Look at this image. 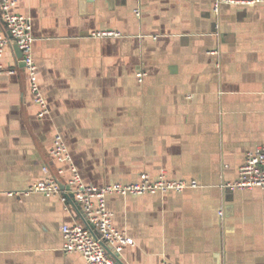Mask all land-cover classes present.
Masks as SVG:
<instances>
[{
	"label": "crops",
	"instance_id": "crops-1",
	"mask_svg": "<svg viewBox=\"0 0 264 264\" xmlns=\"http://www.w3.org/2000/svg\"><path fill=\"white\" fill-rule=\"evenodd\" d=\"M216 1H18L49 109L39 115L11 41L0 71V264H90L63 249L62 226L89 223L73 199L16 193L52 175L70 196L73 167L99 186L141 173L198 181L108 194L115 226L134 239L123 264H264V189L222 186L264 145V2ZM105 29L121 34H94ZM57 134L70 160L52 153Z\"/></svg>",
	"mask_w": 264,
	"mask_h": 264
},
{
	"label": "built area",
	"instance_id": "built-area-1",
	"mask_svg": "<svg viewBox=\"0 0 264 264\" xmlns=\"http://www.w3.org/2000/svg\"><path fill=\"white\" fill-rule=\"evenodd\" d=\"M19 0H0L1 18L6 31H0V71L5 69L3 56L6 47L11 41H15L23 54L25 69L28 74L30 89L35 101L39 106V115L48 112V103L41 90L37 63L33 55L34 34L32 23L26 15L15 10ZM232 2L252 4L264 2V0H217L215 9H219L220 2ZM140 14L139 10H135ZM98 36L120 35V31L113 29L98 30L94 32ZM145 73L139 72V80L143 81ZM52 153L59 159L70 160L67 145L61 134L54 137ZM73 167V166H72ZM73 175L70 179L71 193L74 201L80 206L87 216L88 225L73 223L62 226L63 249L66 252L77 251L90 264H119L111 255L106 246L114 250L118 255L128 244H133L134 239L122 230L118 229L113 222L114 213L107 206V196L111 193L122 195L154 193L164 191H183L188 187H196V179H173L161 174L152 179L148 173H141L140 178L131 183H108L94 185L83 181L76 167H73ZM230 189H264V145H257L249 149L245 155L244 162L240 165L237 178L222 184ZM37 191L46 196L60 195L62 201L70 199L69 194L61 191L60 184L54 176H45L35 182L29 189L17 191V194ZM222 214V213H221ZM93 227L99 233L93 231Z\"/></svg>",
	"mask_w": 264,
	"mask_h": 264
},
{
	"label": "water",
	"instance_id": "water-1",
	"mask_svg": "<svg viewBox=\"0 0 264 264\" xmlns=\"http://www.w3.org/2000/svg\"><path fill=\"white\" fill-rule=\"evenodd\" d=\"M14 43H15V48H16V52H17V57H18V59L20 61V64L25 66V62H24V59H23V54H22L21 50L19 49L17 43L15 41H14ZM69 197H70V199L74 200L72 193H71V195ZM77 209H78L79 213L82 215V217L87 218L86 214L84 213V211L80 207L77 208ZM106 249L111 255H113L116 258V260L118 261L119 264H123L122 261L120 260L119 255L116 254L113 249H111L108 246H106Z\"/></svg>",
	"mask_w": 264,
	"mask_h": 264
}]
</instances>
